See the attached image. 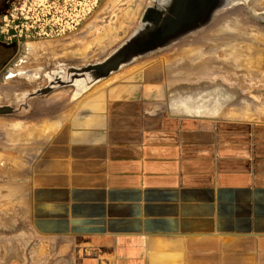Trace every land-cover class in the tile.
I'll list each match as a JSON object with an SVG mask.
<instances>
[{
	"label": "crops",
	"instance_id": "1",
	"mask_svg": "<svg viewBox=\"0 0 264 264\" xmlns=\"http://www.w3.org/2000/svg\"><path fill=\"white\" fill-rule=\"evenodd\" d=\"M215 22L104 75L43 67L5 89L21 264H264V50L240 66Z\"/></svg>",
	"mask_w": 264,
	"mask_h": 264
},
{
	"label": "rangeland",
	"instance_id": "2",
	"mask_svg": "<svg viewBox=\"0 0 264 264\" xmlns=\"http://www.w3.org/2000/svg\"><path fill=\"white\" fill-rule=\"evenodd\" d=\"M166 1L14 2L9 9L12 15L0 16V57L4 60L0 67V97L5 96V89L11 88V85L22 88L37 84L42 78L43 67L59 69L68 67L69 64L81 65L87 62L94 64L103 61L136 30L143 27L141 18L150 7L160 6L158 4L162 5ZM184 2L185 0H178L174 7L170 8L175 16L167 18L168 26L179 19ZM226 8L219 9V12ZM233 8L236 9V19L239 22L235 34L237 41L235 55L243 60L239 65H246L242 62L250 58L256 62L260 60L264 50V23L255 16L263 12L264 0H235ZM235 21L230 16L217 17L216 28L221 30L220 33L229 26L233 29ZM231 22H234L233 26ZM219 24L221 28L217 27ZM225 25L229 26L224 27ZM222 34L220 37L223 39ZM19 221V212L14 208L10 212L0 199V264H21L16 258L19 257L20 250L14 252L11 249L14 245L10 237V229ZM35 256L30 257V261H25L24 264H36Z\"/></svg>",
	"mask_w": 264,
	"mask_h": 264
},
{
	"label": "water",
	"instance_id": "3",
	"mask_svg": "<svg viewBox=\"0 0 264 264\" xmlns=\"http://www.w3.org/2000/svg\"><path fill=\"white\" fill-rule=\"evenodd\" d=\"M177 1L178 0H167L166 3L163 2L162 5L158 4L160 6L150 7L148 12L141 18L143 27H140L141 29L136 30L126 41L122 42L103 61L87 65V70L92 71L94 76L104 75L108 71L118 67V64L124 63L136 55L144 53L151 45L167 37L166 35L171 33L169 31L172 24L168 26L166 20L169 18L170 13L172 14V10L170 8L173 7ZM233 2L234 0H186L182 6L179 20H181L183 15H186L187 11L189 10L190 13H192V16H197L199 14V18L204 19L201 23L207 24L208 21L213 18L211 13L228 6ZM155 16L157 19L154 21L153 18ZM196 18H198V16ZM255 18L261 22L264 21L263 17L255 16ZM160 35L163 36L160 37ZM68 70L69 69H67V72ZM66 78H68V76H66ZM6 111L7 107L0 106V112Z\"/></svg>",
	"mask_w": 264,
	"mask_h": 264
},
{
	"label": "flooded vegetation",
	"instance_id": "4",
	"mask_svg": "<svg viewBox=\"0 0 264 264\" xmlns=\"http://www.w3.org/2000/svg\"><path fill=\"white\" fill-rule=\"evenodd\" d=\"M14 2H18V0H0V16L4 17L6 16V14L12 15V13L9 11L11 5ZM235 2V0H234ZM233 3H230L228 6H226L227 8L222 10L221 12H219V9L214 11L213 13H211L212 17H216L215 19H217V17H229L231 16V18L233 17L234 20H236L235 25H238V20L236 19V9L233 8ZM172 5V4H171ZM225 8V7H224ZM233 10V11H232ZM189 11V10H188ZM186 15H183L182 19L179 21H175L174 24L171 25V29L169 32H171L170 34L166 35L168 38H173L176 36H179L181 34H186V33H190L192 32V30H196V28H198L199 26H201L203 23V18H199V14L197 15L198 18H196V15L192 16V13H190V11L188 12ZM228 11V12H227ZM171 15V13H170ZM202 15L204 16V14L202 13ZM173 16V13H172ZM257 16L263 17L264 18V9L263 12L257 14ZM264 23V21H263ZM236 30H235V26L232 29V27H229L227 30L223 31L224 35H235ZM163 35H160V37H162ZM11 46V45H10Z\"/></svg>",
	"mask_w": 264,
	"mask_h": 264
},
{
	"label": "bare ground",
	"instance_id": "5",
	"mask_svg": "<svg viewBox=\"0 0 264 264\" xmlns=\"http://www.w3.org/2000/svg\"><path fill=\"white\" fill-rule=\"evenodd\" d=\"M180 2H182V1H180ZM185 2H186V0H185ZM179 5V4H178ZM182 5V4H181ZM174 7V6H173ZM172 7V8H173ZM176 7V6H175ZM182 8V7H181ZM240 9V8H239ZM172 10V9H171ZM174 10V9H173ZM233 11V10H232ZM228 12V11H227ZM172 15V14H171ZM170 15V16H171ZM174 15V14H173ZM169 18H171V17H169ZM230 18H231V16H230ZM233 18V17H232ZM157 18H156V16L153 18V20L155 21ZM169 20V19H168ZM232 23H234V22H231V25H232ZM229 25H225L224 27H228ZM233 26V25H232ZM236 26V25H235ZM218 27H220V24L218 25ZM229 27H231V26H229ZM221 28V27H220ZM228 29V28H227ZM238 29V28H237ZM221 31V30H220ZM223 33V32H222ZM222 33H219V35H221ZM249 33V32H248ZM240 34V33H239ZM223 35V34H222ZM245 37V36H244ZM237 44V43H236ZM35 45V44H34ZM33 45V46H34ZM239 45V44H238ZM240 46V45H239ZM36 47V46H35ZM34 47V48H35ZM236 48V47H235ZM36 49V48H35ZM236 50V49H235ZM245 55V54H244ZM247 58V57H246Z\"/></svg>",
	"mask_w": 264,
	"mask_h": 264
},
{
	"label": "trees",
	"instance_id": "6",
	"mask_svg": "<svg viewBox=\"0 0 264 264\" xmlns=\"http://www.w3.org/2000/svg\"><path fill=\"white\" fill-rule=\"evenodd\" d=\"M3 62H4V60H2L1 57H0V67L3 64Z\"/></svg>",
	"mask_w": 264,
	"mask_h": 264
}]
</instances>
